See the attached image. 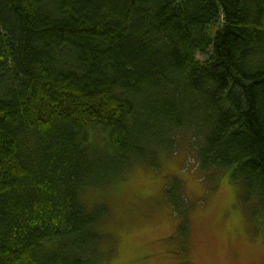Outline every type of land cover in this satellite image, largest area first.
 <instances>
[{
  "label": "trees",
  "instance_id": "1",
  "mask_svg": "<svg viewBox=\"0 0 264 264\" xmlns=\"http://www.w3.org/2000/svg\"><path fill=\"white\" fill-rule=\"evenodd\" d=\"M184 145L264 218V0H0V264H106L84 192Z\"/></svg>",
  "mask_w": 264,
  "mask_h": 264
},
{
  "label": "rangeland",
  "instance_id": "2",
  "mask_svg": "<svg viewBox=\"0 0 264 264\" xmlns=\"http://www.w3.org/2000/svg\"><path fill=\"white\" fill-rule=\"evenodd\" d=\"M129 172L83 195L89 204L104 199L111 207L105 228L113 253L106 264H264L263 215L238 201L240 186L230 170L202 171L195 152L184 145L161 153L156 169L135 166ZM174 178L192 203L187 237L177 231L182 217L173 214L163 194Z\"/></svg>",
  "mask_w": 264,
  "mask_h": 264
}]
</instances>
